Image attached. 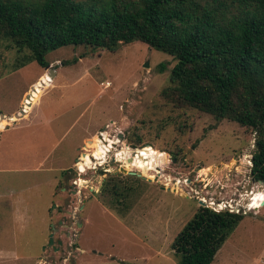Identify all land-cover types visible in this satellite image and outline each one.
Here are the masks:
<instances>
[{
	"label": "rangeland",
	"instance_id": "1",
	"mask_svg": "<svg viewBox=\"0 0 264 264\" xmlns=\"http://www.w3.org/2000/svg\"><path fill=\"white\" fill-rule=\"evenodd\" d=\"M16 57L0 42V264H178L200 205L244 214L211 264H264L256 132L166 98L171 55L135 40Z\"/></svg>",
	"mask_w": 264,
	"mask_h": 264
},
{
	"label": "trees",
	"instance_id": "2",
	"mask_svg": "<svg viewBox=\"0 0 264 264\" xmlns=\"http://www.w3.org/2000/svg\"><path fill=\"white\" fill-rule=\"evenodd\" d=\"M135 40L176 60L166 98L256 132L251 176L264 181V0H0V42L16 50L15 69L48 67L47 51L64 45ZM243 215L198 206L172 242L178 264H211Z\"/></svg>",
	"mask_w": 264,
	"mask_h": 264
},
{
	"label": "water",
	"instance_id": "3",
	"mask_svg": "<svg viewBox=\"0 0 264 264\" xmlns=\"http://www.w3.org/2000/svg\"><path fill=\"white\" fill-rule=\"evenodd\" d=\"M147 65H148V62H145V66H147ZM89 141H90V140H89ZM121 169H122L124 172L127 171L126 168H124L123 166L121 167ZM128 173H130V174H136V172H134V171H132V170H129ZM259 181L264 183L263 180H259ZM200 203H201V204H204L202 201H200ZM49 242H50L51 245H53V243H54L53 232H51L50 235H49ZM57 242H58V244H61V240H58ZM53 246H54V245H53Z\"/></svg>",
	"mask_w": 264,
	"mask_h": 264
},
{
	"label": "crops",
	"instance_id": "4",
	"mask_svg": "<svg viewBox=\"0 0 264 264\" xmlns=\"http://www.w3.org/2000/svg\"><path fill=\"white\" fill-rule=\"evenodd\" d=\"M32 109V108H31ZM24 110H23V108L21 107V113H24L23 112ZM2 113H1V116H4L5 114L6 115H8L7 116V118H9L11 115H13V114H15V115H18V112H12V113H9V114H7V113H5V112H3V111H1ZM28 115V114H27ZM18 116H20V115H18ZM27 117V116H26ZM20 120V119H19ZM19 120H17L15 123H17ZM15 123H13V124H15ZM11 126V125H10ZM10 126H5L3 129H0V130H2V131H4V130H6V129H8Z\"/></svg>",
	"mask_w": 264,
	"mask_h": 264
},
{
	"label": "bare ground",
	"instance_id": "5",
	"mask_svg": "<svg viewBox=\"0 0 264 264\" xmlns=\"http://www.w3.org/2000/svg\"><path fill=\"white\" fill-rule=\"evenodd\" d=\"M244 160H245V159H244ZM241 161H242V160H241ZM78 168H79V170H84V165H83L81 162H79V163H78ZM174 187L176 188L177 185L175 184ZM251 194H254V191H251Z\"/></svg>",
	"mask_w": 264,
	"mask_h": 264
},
{
	"label": "built area",
	"instance_id": "6",
	"mask_svg": "<svg viewBox=\"0 0 264 264\" xmlns=\"http://www.w3.org/2000/svg\"><path fill=\"white\" fill-rule=\"evenodd\" d=\"M218 205H220V203Z\"/></svg>",
	"mask_w": 264,
	"mask_h": 264
}]
</instances>
